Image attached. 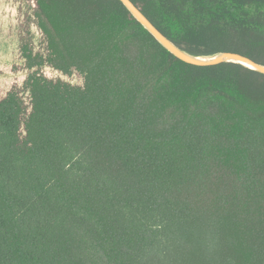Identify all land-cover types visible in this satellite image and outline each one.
Listing matches in <instances>:
<instances>
[{
  "label": "trees",
  "instance_id": "obj_1",
  "mask_svg": "<svg viewBox=\"0 0 264 264\" xmlns=\"http://www.w3.org/2000/svg\"><path fill=\"white\" fill-rule=\"evenodd\" d=\"M194 55L264 64V0H131ZM0 264H264V73L195 65L120 0H11Z\"/></svg>",
  "mask_w": 264,
  "mask_h": 264
},
{
  "label": "water",
  "instance_id": "obj_2",
  "mask_svg": "<svg viewBox=\"0 0 264 264\" xmlns=\"http://www.w3.org/2000/svg\"><path fill=\"white\" fill-rule=\"evenodd\" d=\"M129 13L169 52L177 58L195 65H212L220 62H236L248 68L264 73V64L231 51H222L210 55H194L176 45L164 35L131 0H120Z\"/></svg>",
  "mask_w": 264,
  "mask_h": 264
},
{
  "label": "rangeland",
  "instance_id": "obj_3",
  "mask_svg": "<svg viewBox=\"0 0 264 264\" xmlns=\"http://www.w3.org/2000/svg\"><path fill=\"white\" fill-rule=\"evenodd\" d=\"M11 0H0V29L9 27L17 19V13Z\"/></svg>",
  "mask_w": 264,
  "mask_h": 264
}]
</instances>
